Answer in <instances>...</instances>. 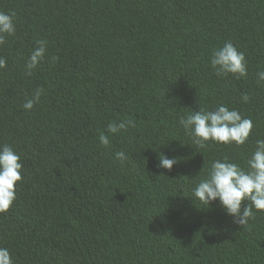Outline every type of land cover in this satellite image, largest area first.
Instances as JSON below:
<instances>
[{
  "label": "trees",
  "instance_id": "16d2710c",
  "mask_svg": "<svg viewBox=\"0 0 264 264\" xmlns=\"http://www.w3.org/2000/svg\"><path fill=\"white\" fill-rule=\"evenodd\" d=\"M0 11L16 24L0 46V146L23 164L0 214L13 264H264V211L239 228L193 195L212 161L245 167L264 139V0H0ZM39 40L46 55L29 74ZM227 41L245 54L246 78L212 69ZM221 103L253 133L200 149L180 118ZM125 119L136 126L101 145L108 123ZM161 153L178 158L171 171Z\"/></svg>",
  "mask_w": 264,
  "mask_h": 264
},
{
  "label": "clouds",
  "instance_id": "9594fccd",
  "mask_svg": "<svg viewBox=\"0 0 264 264\" xmlns=\"http://www.w3.org/2000/svg\"><path fill=\"white\" fill-rule=\"evenodd\" d=\"M15 31V13L0 11V46L6 43L5 36L13 35ZM36 44L37 47L31 52L26 65L29 74L43 61L47 51L46 40H39ZM52 60L55 62L58 57H52ZM210 64L217 76L231 74L237 79L248 76L245 54L231 41L212 50ZM6 65V59L0 57V69ZM257 77L258 84L264 82V70L259 71ZM42 94L43 89H37L34 96L25 101L24 109L32 110L40 102ZM249 99L247 94L241 96L244 103L249 102ZM179 123L200 149H206L210 142L243 146L249 141L254 128L250 118L242 117L238 110L230 109L222 103L214 110L199 106L198 111L191 110L182 116ZM135 126L132 119H125L119 123L110 122L107 125V134L100 133L99 142L108 147L110 146L108 134L115 135ZM115 158L124 163L127 156L120 150L115 153ZM178 162V158H169L161 153L158 167L171 171ZM22 169L20 155L7 144L0 146V214L7 213L13 206L16 186L22 181ZM193 195L199 202L208 206L218 201L224 213L232 218L233 224L245 228L254 217L253 209L264 211V139L255 141V149L246 160L245 167L231 162L228 157L212 161L207 177L193 188ZM0 264H13L7 248L0 247Z\"/></svg>",
  "mask_w": 264,
  "mask_h": 264
}]
</instances>
